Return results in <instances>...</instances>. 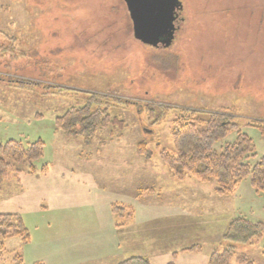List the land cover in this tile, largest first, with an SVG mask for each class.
<instances>
[{
	"label": "rangeland",
	"instance_id": "374dc122",
	"mask_svg": "<svg viewBox=\"0 0 264 264\" xmlns=\"http://www.w3.org/2000/svg\"><path fill=\"white\" fill-rule=\"evenodd\" d=\"M181 2L173 42L154 48L133 37L123 0H0V142L43 141L32 172L0 169V214H17L29 234L3 240L0 264H208L234 216L264 221V193L248 180L230 194L215 179L176 180L154 145L174 152L180 108L264 122V0ZM87 92L117 99L123 120L89 143L53 125ZM147 104L171 109L155 122ZM238 123L264 154V133ZM139 141L151 154H138ZM263 251L264 235L234 256L264 264Z\"/></svg>",
	"mask_w": 264,
	"mask_h": 264
},
{
	"label": "trees",
	"instance_id": "16d2710c",
	"mask_svg": "<svg viewBox=\"0 0 264 264\" xmlns=\"http://www.w3.org/2000/svg\"><path fill=\"white\" fill-rule=\"evenodd\" d=\"M59 90L63 91L60 88ZM72 97L76 99L75 103L68 104L63 113L55 116L53 120L54 129L65 136L82 138L85 143H89L98 129L115 123L123 124V120L111 112L112 107L116 106L117 99L110 95L87 92ZM170 109L171 107L161 104L155 106L147 104L142 107L148 114V119L155 122L161 121ZM239 119L245 120L246 125L256 127L264 133L263 121L237 116L235 109L231 107L207 111L180 108L171 121L174 152L160 148L159 144L154 143L159 158L176 180L193 177L201 183H208L215 179L214 191L217 194L233 193L237 185L244 180L249 181L255 193H264V154L257 157L251 138L241 132ZM231 132H236L234 141L217 145ZM42 146L43 141L40 139L25 144L15 139L0 142V169L20 170L19 165L25 167L28 165L29 171L32 172L34 170L32 162L41 156ZM137 152L144 156L151 154L146 141L137 143ZM112 209L113 212L123 211L114 206ZM27 231L17 214H0V252L4 250L5 238L19 237L23 243L28 242ZM263 235V220L255 221L243 215L234 216L222 234L223 248L210 253L208 264H230L233 258L236 264H255L244 255L235 257V249L237 245L253 244ZM262 254L264 263V251ZM16 257L20 258L19 255ZM117 264L150 262L145 257L131 256Z\"/></svg>",
	"mask_w": 264,
	"mask_h": 264
},
{
	"label": "water",
	"instance_id": "95a60500",
	"mask_svg": "<svg viewBox=\"0 0 264 264\" xmlns=\"http://www.w3.org/2000/svg\"><path fill=\"white\" fill-rule=\"evenodd\" d=\"M133 37L142 44L168 48L174 40L181 0H123Z\"/></svg>",
	"mask_w": 264,
	"mask_h": 264
}]
</instances>
